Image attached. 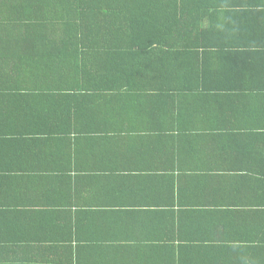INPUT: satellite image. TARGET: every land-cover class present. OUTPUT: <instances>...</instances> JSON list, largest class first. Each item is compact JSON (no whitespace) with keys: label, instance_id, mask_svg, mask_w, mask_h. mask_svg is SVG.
<instances>
[{"label":"crops","instance_id":"1","mask_svg":"<svg viewBox=\"0 0 264 264\" xmlns=\"http://www.w3.org/2000/svg\"><path fill=\"white\" fill-rule=\"evenodd\" d=\"M2 2L19 12L18 0ZM230 40L141 49L170 68L144 73L148 94L127 99L112 136L56 128L43 88L0 89V112L20 114L0 125L40 135L0 137V264H264V37ZM198 58L208 70L174 69Z\"/></svg>","mask_w":264,"mask_h":264},{"label":"trees","instance_id":"2","mask_svg":"<svg viewBox=\"0 0 264 264\" xmlns=\"http://www.w3.org/2000/svg\"><path fill=\"white\" fill-rule=\"evenodd\" d=\"M0 1V89H13L10 94L16 98L25 96V88L29 92L43 88L41 111L58 120L56 128L73 124L77 137L96 124L102 134L112 136L111 124L126 121L127 99L130 104L138 97L134 93L148 94L151 82L145 74L170 68L168 58L154 56L152 51V56L146 55L141 49L175 48L168 42L173 38L204 43L227 38L228 43L220 47L234 48L236 43L230 39L264 37V0H254L252 9L245 12L235 9L236 0H23L24 4L18 0L15 16ZM48 2L68 9L37 10ZM251 10L259 20L253 17L255 23L248 27L241 17L249 16ZM8 37L17 43L16 54L4 40ZM158 39L161 43L154 46ZM202 45L198 47L211 44ZM207 64L198 58L191 63L180 61L174 69L195 74L205 71ZM15 108L17 112H0V123L15 112L19 117ZM27 133L24 126L7 131L0 125V137ZM28 134L40 136L33 131Z\"/></svg>","mask_w":264,"mask_h":264}]
</instances>
